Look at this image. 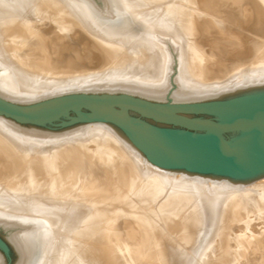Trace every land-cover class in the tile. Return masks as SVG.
Wrapping results in <instances>:
<instances>
[{"label": "bare ground", "instance_id": "1", "mask_svg": "<svg viewBox=\"0 0 264 264\" xmlns=\"http://www.w3.org/2000/svg\"><path fill=\"white\" fill-rule=\"evenodd\" d=\"M101 1H103L104 7L106 11L108 12L107 14H105L104 12L103 13L97 12L92 2H90V0H0V71H1L0 72V97L6 99L9 102L16 103V104H22V105L34 102L37 99L43 100V98L45 97L47 99V96L49 94H52L53 92H58L59 90H62L64 88L61 86V84L58 85L59 81L58 82H56L57 80L54 81L56 79L54 77L58 76L59 78L60 75L69 76L70 72L71 73L74 72V70L68 71L66 69L67 71L66 70L63 71L61 68H60L61 70L58 68L59 67L58 65L63 64V62L64 63L67 61L75 62V58L71 57L67 59L66 57H64L63 55L65 53L63 54L62 51L67 50L64 47V44H61L59 42L60 40L57 38L56 35L51 36L50 33L48 32L40 33L37 36L36 42L38 39L40 40L42 38V40L45 41L47 45V47H45L47 48V50H45V52H42L44 53V56L38 58L36 61L28 59L26 58V56L24 58L18 57V52L15 50L16 35L14 36V34L22 33L31 21L35 19H39V17H41V19L57 18L63 22L65 21L66 18H64V16H62L60 12L56 11L57 14L56 12L55 14L58 16H55L54 14L55 9H53L51 4L62 5V6L65 5V7L66 6L69 7L70 9H68V11L71 10V14H74L75 17L81 23L90 26L91 29L94 30L93 34L96 40L97 39L102 40L104 43V45L102 44L103 46L101 45V47L99 45L102 42H100V44L99 42L94 44L96 49L98 48V52L100 51L99 53L101 54V56L106 55L105 56L106 58L107 57L115 58L114 63L117 64L119 62V60L117 59L119 54H115V53L122 52L123 54L122 57L121 56L118 57V58H123V60L121 61V66H123L122 67L123 69L120 68L121 69L120 71L122 72H119L118 69L117 71L116 70L113 71L114 73L117 72V75L119 76L116 77V76H113L114 73L113 74L109 73L108 75L111 74L115 78L108 80V81H104V82L101 80L102 82L100 81L99 83L93 82V81H85V82L83 81L81 83H78L76 87L72 86L71 88L72 91L77 89L76 91L79 90L80 92L82 90V92H85V93H90V92L96 93L100 91L99 89L101 90L103 89L110 93V92H115L119 90L122 92H126L128 94L138 95L140 97H144L148 99H158L159 100L162 98V96L163 97L165 96L164 94L167 91L168 87L166 86V83H167V78L170 72L171 61L173 58L172 53L176 51L180 59V72L181 73L179 75V78H177L179 80V88L177 89L176 87L177 91L174 94L175 96L174 98L179 101H187L189 99L197 98L201 95L214 93V89L207 90V88L209 87H200L197 83H194L192 81L193 80L192 77L194 76L199 79L203 78L205 80H212V79L216 80V78L219 75V70H218L219 67H216L214 65L217 64L218 62L214 63V65L213 64L208 65L209 63L208 61H211V57L213 58L212 60L214 61L216 59L215 57L216 55L217 57H220L221 55H223L220 52H224V54H226L227 52L225 51V49H227L228 51V47H231V46L234 48L235 47L241 48L240 57H243V59L245 60L256 59L261 53L260 47L262 45L261 43L263 41L262 38L264 37V34L261 33L262 35L261 36L258 32H264V0H222L221 1L222 6H220L219 13L221 12L226 13V16L222 17V16H218V14L215 16L218 17L217 18L218 21L221 22L223 26L226 28L219 29L216 27L213 21L211 24L209 21L207 22L209 18H206L205 20L207 23L210 24L209 26H207V29H206L208 40L212 41L210 43L212 44L214 43L216 45L215 46L213 44L214 45L213 47L210 46L211 50L208 49L207 47H204L203 44L200 43L201 41L197 39L199 31L201 29L200 27H197L198 26L197 22L200 24V20L198 18L202 14L199 16L198 13H195L189 10V6L193 7L195 5V8H196V5L199 4L198 2L199 0H101ZM206 3L208 4L209 2H206ZM203 5L205 6V4ZM203 5H201V7ZM210 5H213V4H210ZM205 7L202 9L205 10L207 8ZM208 7H209L208 9H210V7L212 6H209L208 4ZM206 12H207V9H206ZM211 12L213 13V11ZM243 22L246 23L245 26L243 25ZM11 33H13V35ZM247 33L251 35H248ZM9 34H11L12 36ZM55 46H57L58 51L55 52L57 53L56 56H52L54 51L53 53H51L52 55L49 53L50 51L53 50V47ZM30 49H31V46H30ZM31 50H34V49L32 48ZM39 51L33 52L34 58H37V55L41 54V52ZM213 52L214 53L216 52L215 56H213L214 54ZM95 57L100 58V56H95ZM206 60L208 63L206 62ZM216 61H219V60L217 59ZM54 62H56L57 64ZM52 63H54L55 65ZM205 63L207 64L205 65ZM64 67L65 66H63V68ZM254 69L256 68L250 69L249 72H247L245 69L240 70L238 72V75H236L237 79L239 81H242L243 79L248 78L247 80L249 82H263L264 81V69H262V71L253 72ZM171 70H172V66H171ZM110 78L111 76L109 77V79ZM86 79H88V77ZM66 88H68V86ZM69 93H73V92L70 91ZM58 95L59 94L57 93V96ZM54 96H55V93H54ZM48 98H51V97H48ZM0 127L2 129H6L7 131H9L11 134L14 135V137L20 136L22 132H25L26 130H30L33 133L37 132V129H35V127L34 128L31 127L30 129L23 128L21 125H18L12 120L7 119L3 116H0ZM81 136L82 137L80 136L79 137L84 138L83 139L84 141L82 144H85V147L91 142L95 143V146L93 148L94 150H92L91 148H89V150L87 149L88 152L91 154L90 156L88 154L89 156L88 159L91 158V161L94 157L106 158L107 161L111 165H113V163H116V161L118 162V158L122 154L125 153L126 156H127L126 153L130 154L131 157H129L127 161L133 160L136 163L138 162V164H140L138 168L139 169L143 168L145 172V176L147 177L148 180L146 178L145 179L149 182V183L147 182L145 183L146 186H150L147 184H152V187L154 185L153 187L154 189L155 188L156 190L159 189L158 191L160 192L164 191L163 193H165V197H164L165 199L161 201L160 203V206L162 208L174 207L175 201L177 203L178 201L180 202L178 203V206L182 202L186 203L189 200V199L187 200V198H184V195L186 194L187 195L185 197H189L191 199L190 201L194 200L196 202L195 205H197V208H196L195 215L199 216V219H200L199 224L200 226H202L203 228L202 230L204 231H202L201 228H199L200 231L203 232V235L202 237L200 236L199 238L198 235L201 234V232L200 233L196 232V234L197 233L199 234H197V239L195 240L192 239L193 234H195V233H192V231L194 232V225H192V223H189L188 220L183 218L185 216L183 215L180 216L178 215L177 212H170L169 216L166 217L163 220V222H161L162 223L161 225L160 223L156 221V216L153 215L155 214L154 211H153V214H151V212H149V214L144 212V210L140 206L141 204L140 201H138L140 204L138 202L136 203L139 204L142 211L138 209L139 208L138 206L136 210L134 209V207L136 206L134 207L130 206L135 211L128 210L130 215L128 213L127 214L133 217L134 219H136V222L145 220L143 221L144 224H151V223L153 224V225L151 224L152 226L149 229H151L150 234L152 235L150 236L154 240H151V239L150 240L155 242L154 249L157 248V250H156V253H152L151 256L146 257V259H144L143 262L140 261L141 263L155 262L153 260L154 257L160 256V258L163 259L164 262H166L167 260L169 262L172 261L171 264H230V260L228 259V249L226 250L225 248L226 245H223L222 244L223 242L220 243L219 241L221 240L219 239L220 236L219 238L216 237V239L217 238L219 239L218 241H219V244L221 245H217L218 243L217 244L215 243L213 246H211V242H213L212 241L213 236L217 234L216 232L218 231L217 230L218 228L219 230H221V232L222 231L224 232V230L220 229V226L218 227V225H222V221H224V219L226 220V218L228 219L229 217L228 215L232 214V210L234 206L244 204L245 207L246 205L248 206V210L251 211L252 216L255 218V220L259 222L257 224L263 225L262 226L263 228L261 226L260 228L259 227L256 228L257 225L256 226L254 225L255 226L253 227L254 231L256 230L257 232L260 233L259 236H257V238H255V236L250 237L248 235H245L242 238H240L241 247L236 248L235 250L234 263L235 264H256V261L254 263L250 262L248 259H245V256H246V252L248 251L247 247L252 248V249H249L252 251L253 249L258 248V246L264 248V245H261V246L257 245L255 248L253 247L254 245H256V243H258V241L256 242L257 239L260 241L261 244L264 242V182L263 181L260 182V180L264 178V173L234 177V176H226V175L192 171V170H187L183 168H178L174 166L152 162L148 158V156L142 150H140L132 141L131 142L134 145H131V143L129 142L130 139L127 137L129 139L128 140L125 134L117 130L116 127L114 128L113 126H110V125L93 124L91 126H88L86 129H84V131L82 130ZM80 138L78 141L79 143L81 141ZM20 140L21 139H18L15 141L17 143L16 145H14L15 147L13 148L16 149V151L20 153L19 154L17 152L19 156L18 158L21 157L25 159V161L26 160L31 161V164H29L31 165L30 168L27 166V168L29 169L26 170L23 166L21 169L22 173H20L22 174L21 177L27 176V175L28 176L25 178L23 177L22 180L18 184L7 185L3 187L2 184L0 183V190L3 192L4 191L7 192L6 190H8L9 195H10V192L16 191V193H18L17 192L18 189L23 188V186H28V187H31L33 191V196L25 197L26 195L24 193H22L25 195L24 197L20 195L21 199L24 198V201L28 202L27 203L28 206L30 203H34V205L36 204L39 205L38 204L39 201H41L40 203L42 206V202L45 201L46 206L45 207L43 206V209L39 206L38 207L32 206L33 209L38 210V211L33 210L34 211L33 214H35V216L37 215L38 217H40V219L38 220L37 216L35 217L38 222L36 226L37 230H33L32 234L30 235L32 238H28L29 240L26 239L28 243L25 244V246L23 247L24 250H26L25 264H61L60 263L61 257L63 258L65 255L67 256L66 253L71 248V246L69 248L67 244L68 246V250H67V247L65 246L66 240L63 238L65 236H68V239L69 238L72 239V240L69 239V241L70 242L73 241V238H74L73 236H75V233L73 232L77 228L76 227L74 229L73 226L75 223L79 224L80 221L83 219L82 218L83 216H79L80 214L75 213L76 210L73 211L72 209L69 208V206H72V207L76 206L75 203H73L75 202L74 200L76 199L72 198L73 202H70L67 200L70 196H72L73 192L77 193V196L78 197L80 196L82 199H85L86 197L89 196V195L85 196L86 193L88 192L84 191V189L80 187L79 188L72 187L71 182L69 181L67 182L65 178V172H67V169H68L65 167V163L69 162L70 155L72 154L75 155L77 153L79 154L81 150L77 151L78 148L77 149L68 148L62 151L61 150L57 151L56 148H54L55 145L54 147L48 146L47 148H45L43 145H42L43 147L41 146L39 147L38 145L40 143H35L29 146L28 145L25 146L26 142L23 144V142ZM27 143L31 144L30 141ZM10 144L6 146H9V148H12ZM67 144H70V143L67 142ZM56 146H58L59 148V145H56ZM79 147H80L79 149H81V147L83 146H80L79 144ZM83 151L85 152V150ZM11 153L9 152V154ZM84 155H87V154H84ZM124 156L121 158L124 159ZM120 161L122 162V159ZM85 164L86 163H84V165ZM122 164L124 163L122 162ZM125 164L126 166L128 165V167L131 169V173L130 171L129 173L132 175L133 169H135L136 166L134 165L135 166L134 168L132 167V163L129 164L128 162ZM24 165L26 167L27 164H24ZM116 166L117 168H119L118 167L119 164ZM128 167H127V170H129ZM90 168L91 167H89V170ZM121 168L122 167H120V169ZM138 168H137L136 173L134 174H137ZM77 169L75 171V168H73L75 172H77ZM115 170L117 169L115 168ZM92 171L90 175L94 176L93 175L94 173H92ZM72 173L74 172L72 171ZM75 174H72V175H75ZM95 174H96L95 175L96 177L101 175L100 173L97 174V172ZM130 174H128V176ZM88 175H89V172H88ZM122 175L124 176L123 173ZM77 177L78 176H76V178ZM99 179H102V177L101 178L99 177ZM25 180H28V183L25 182ZM135 180L136 179H134L133 181ZM38 182L40 183V185ZM129 184H133V183L130 182ZM133 185L136 187L140 186L137 184L136 185L133 184ZM82 186L86 188L85 185H82ZM134 186L133 188H136ZM152 187H150V189L148 190H152L151 189ZM172 188H174L173 191L171 190ZM27 189L28 188H26L25 191ZM122 189L124 190V188ZM44 190L46 191V198L45 197L41 198L45 196V195H40V193L43 192ZM140 190H141V187H140ZM169 190L172 192H169ZM29 192L31 193V190ZM29 192L28 194L27 193L26 194L29 195L30 194ZM71 192H72L71 195L69 194L67 195V193H71ZM126 192L127 191H125V193ZM143 192L144 193L142 194L144 195L147 193L146 191H143ZM153 192L155 193L154 190ZM134 193L133 195H136ZM137 193H138L137 195H139V192ZM151 193H148V194L150 195ZM1 194H0V211L1 212L5 213L7 211V213L10 212L9 214H12L10 210L16 211V210H20L21 208L26 209V207H24V202H20L17 200L18 201L17 203L16 201L14 202L12 200V202H14L12 203L11 201L4 200L3 198L4 196H1ZM6 194L8 195V193ZM75 195H73L72 197H74ZM151 195L154 196L153 194ZM190 195H193V196H190ZM15 196L17 197V194ZM150 196H146V198ZM161 196H160V199H161ZM135 197H138V196H135ZM146 198H142L144 199L143 201L145 202L146 200L148 201V198L147 199ZM38 199L39 201L37 202ZM117 199L120 200L121 198H117ZM149 199H151V197ZM184 199L187 201L184 202L185 201ZM46 200H48L49 202H46ZM132 200L134 201V198ZM82 201L84 202V200ZM82 201L79 202L78 200V203H81V205L84 206L86 203L84 202L85 204H82ZM46 203H48V205ZM101 203L102 201L100 202V204ZM130 203L132 205V203L134 202L131 201ZM146 204L149 205V202L148 203L146 202ZM129 205H128V208L130 209ZM184 205H182L181 207L179 206L177 208H181V209L185 208L186 206ZM25 206H27L26 203H25ZM78 206H77V209L78 208L80 209V207ZM149 206H151V204ZM32 207L30 206L29 208L31 209ZM84 207L83 209L85 210ZM145 207L147 208V206ZM58 208L59 209L61 208V209L56 210ZM128 208L126 207V209ZM24 209L22 211H24ZM153 210H155V208H153ZM28 212L29 211H25V213L29 215V213L31 212L29 213ZM77 212L79 211L77 210ZM7 213L5 215H7ZM19 213L20 211H16L13 214H16L19 216ZM32 215L31 217H33ZM195 215L193 214V216L192 215L191 216L194 218ZM21 216L23 218L25 217V214H21ZM9 217L10 216H8V218ZM19 217L18 219H21ZM187 217L188 216H186V218ZM35 218L33 217V219L30 221L32 222ZM193 218H191L190 220H192ZM28 220L29 219H27V221ZM98 220H102V218L101 219L99 218ZM194 220L195 218L193 219V222ZM156 222L159 226L156 224ZM84 223L86 224L87 222L83 221V225H85ZM135 224L136 223L134 222V225ZM131 225L130 226L128 225V227L132 229ZM195 225L197 224L195 223ZM85 227L88 228V226H85ZM124 227L128 228L127 226H124ZM78 228L76 229L77 231H78ZM81 228L79 229L81 230ZM163 228H165L166 230ZM142 231H140V233H142ZM88 233H90L89 230H88ZM124 233H126V231ZM80 234L81 236L78 235L79 238L85 236L83 232ZM123 235L122 237H125V235L124 236ZM133 235L139 238L142 237L141 235L136 236V233ZM143 235L146 236L145 234ZM221 235L223 234L221 233ZM75 237L77 238V236ZM86 237L88 238V236ZM118 238L120 239V237ZM142 239H144V237ZM77 240L79 241V239ZM252 240L256 242L254 245L251 243L253 242ZM223 241L225 243V240ZM112 242L114 245V240ZM29 244H30V247H29ZM87 244L88 242L86 243V245ZM79 245H81V243ZM115 245H117V243H115ZM119 245L120 244H118L117 246L119 247ZM95 246H97V249L99 250L100 245L96 243ZM101 246H100L101 250L97 252L101 253L102 251L105 258L108 257V255L106 254L105 251H103V248ZM118 247H116V249L119 250ZM87 248L88 247H86V249ZM19 249L20 251H22L21 248ZM84 251L86 250L83 249L82 252ZM249 252L250 251L247 252V256ZM254 252H256V250H254ZM252 253L250 254V256H253ZM261 254H263V252H261ZM72 255H73V252H72ZM80 257L82 256H79V259ZM124 258H126V261L122 263L121 260ZM256 258L258 259V257ZM66 259L65 261H67ZM114 259H116V256L114 257ZM61 260L62 262L64 261L63 259ZM64 262L63 264H65ZM260 262H263V261H260ZM69 263H70V260H69ZM114 263L115 264H132L133 260H131L129 256H127V254L124 252V249H123V251L120 250L119 254L117 253V259L116 261L114 260ZM73 264H75V262ZM79 264H81L80 261H79Z\"/></svg>", "mask_w": 264, "mask_h": 264}, {"label": "rangeland", "instance_id": "2", "mask_svg": "<svg viewBox=\"0 0 264 264\" xmlns=\"http://www.w3.org/2000/svg\"><path fill=\"white\" fill-rule=\"evenodd\" d=\"M221 1L222 0H206V2H209L208 3L209 6H212V7H210V9H208L209 7H208V4L205 2V0H199L198 1L199 4L196 5V8H195V5L193 7L189 6V10L190 11L198 13L199 16L202 14L198 18L200 20V24L197 22V24H198L197 27L201 28V29L199 28L201 32L199 31L197 39L199 41H201L200 43L203 44L204 47H207L210 50H211V47H213L215 44L213 43L214 44L213 45L212 43H210L212 41L208 40L207 32H206L207 26H209L212 23V21H213L217 28H219V29L226 28V27L223 26V24L221 22L218 21V19H217L218 17L215 16L217 14H218V16H222V17L226 16V13H222V12L219 13L220 6H222L221 5L222 4ZM90 2H92L93 6H94V8H95V10L97 12H100V13L104 12L105 14L108 13L106 11L105 7H104L103 1H101V0H90ZM203 4H205V6L207 5L206 6L207 8ZM210 4H213V5L215 4V5L213 6V5H210ZM201 5H203V6L201 7ZM51 6L53 7V9H55V11L53 10L54 14H55L56 11H58V12H60L62 14V16H64V18H66L64 22L59 20V19H57V18H50V19L49 18H47V19L43 18V19H41V17H39V19H35V20L31 21L29 23V25L24 29V31L22 33L14 34V36L16 35L15 50L18 52V57H23L24 58L26 56V58L36 61L38 58L44 56V53H42V52H45V50H47V48H45V47H47V45H46L45 41L42 40L41 37H40L41 39L40 40L38 39L37 42H36V39H37L38 34L48 32V33H50L51 36L56 35L57 38L60 40L59 42L61 44H64V47L67 49V50L65 49L66 51H62L63 54L65 53L63 55L64 57H66L67 59L71 58V57L75 58V62H68L67 61V62H65L66 64L63 62V64H59L58 65L59 66L58 68L59 69L61 68L63 71L67 69L68 71L74 70V72H72L73 74L70 72L69 76L68 75H65V76L64 75H62V76L60 75L59 78H58V76L54 77V78H56L54 81H56V80H57L56 82L59 81L60 83L58 82V85L61 84V86L64 87V88L62 90H59L58 92H53L52 94H49L47 96V99H48V97L52 98V97L57 96V93L59 94L58 96L65 95V94H70L69 93L70 91L73 92V93H75V92L76 93H81L82 90H81V92L79 90H78L79 92L76 91L77 89L76 90L73 89L74 91H72L71 88H72V86L76 87V85L78 83H81L83 81L84 82L85 81H93V82L99 83L101 80L104 82V81H108V80L114 79L115 77H113V76H116V77L119 76V75H117L116 71L118 69L119 72H122V71H120L121 70L120 68L123 67V66H121V61L123 60V58H118L119 56H121V57L123 56L122 52L115 53V54H119V56L117 57L119 62L117 64L114 63L115 62V58H112V57L111 58H109V57L106 58L105 57L106 55H104V56L102 55L101 56V54L99 53L100 51L98 52V48L96 49L94 44L98 43V42L100 44V42H102L99 45L101 47V45L102 44L104 45V43H103L102 40H99V39L96 40V38H95V36L93 34L94 30L91 29L90 26L81 23L75 17L74 14H71V10L68 11V9H70L69 7H67V6L65 7V5L62 6V5H55V4H51ZM199 7H201V8H199ZM204 7L207 9V12H206V9L205 10L202 9ZM190 8H192L193 10L190 9ZM211 11H213V13ZM209 13H210V15H209ZM56 14H57V12H56ZM56 14H55V16H58ZM206 18H209V20H207V22L209 21L210 24L205 21ZM199 20H197V21H199ZM243 25L245 26L246 23L243 22ZM258 33L260 35H261V33L264 34V32H258ZM11 34L13 35V33H11ZM11 34H9V35H11ZM248 35H251V34H248ZM262 40H263L262 43H261L262 45L260 47L261 48L260 49L261 53L259 54V56L256 59H253V60H245V59H243V57H240L241 48H238V47H235V48L232 47V46L228 47V51H227V49H225V51L227 52L226 54H224V52H220V53H222L224 55V57H223V55H221L222 58H221V56L217 57L216 52L215 53L213 52L214 53L213 56L216 55L215 56L216 59L213 61L212 60L213 58L211 57V61H208L209 62L208 63L207 60H206V62L208 63V65H210V64L214 65V63L218 62L217 64L214 65L216 67H219V69L217 68L219 70V75L216 78V80L215 79H212L213 81L212 80H205L203 78H201L202 79L201 80V79H199V78L194 76V77H192L193 78L192 81L194 83H197L200 87H209V88H207V90L214 89V93L201 95V96H199L197 98L189 99L187 101H179V100H176L174 98L175 97L174 94L177 91V89L179 88V80L177 78H179V75L181 73L180 72V59L178 57L177 52L174 51V50H173L174 51L173 53L171 51L173 58H172V61H171L170 72H169V75H168V78H167V83H166V86L168 88H167L166 93L164 94L165 95L164 97L162 96V98L159 99V100L158 99H148V98L140 97L138 95L128 94L126 92H122V91H119V90H117L115 92H110V93L128 94V95H131V96H134V97H137V98H140V99H144V100H147V101H151V102L184 103V104L192 103V102H198V101H203V100H208V99H213V98H219V97H224V96H231V95H239V94L254 93V92L264 93V89H262V88H264V86H263L264 85V81L263 82H249L247 80L248 78L247 79H243L242 81H239L237 79V76H236V75H238V72L240 70H242V69H245L247 72H249L250 69H252V68H256V69L253 70V72L254 71H262V69H264V37L262 38ZM33 42H35L36 44L33 43ZM30 46H31V49L33 48L34 50H31ZM37 51L41 52V54H38L37 58H34V56H33L34 53L33 52H37ZM53 51H54V53H53ZM57 51H58L57 46H55V47H53V50L50 51L49 54L53 53V55L52 54L51 55L52 56H56L57 53H55V52H57ZM174 53H175V55H174ZM95 56H100V58L95 57ZM217 59L219 61H216ZM60 61H62V60H60ZM54 63H56V62H54ZM54 63H52V64H54ZM207 63H205V65ZM63 66H65V67L63 68ZM171 66H172V70H171ZM114 70H116L115 71L116 73L113 72ZM109 73H111V74L114 73L115 75L114 74H113V76L111 74L108 75ZM221 73H222V75H221ZM107 75H108V77H107ZM92 76H93V78H92ZM110 76H111V78L109 79ZM85 77L86 78L88 77V79H86ZM199 80H201V81H199ZM67 86H68V88H66ZM69 87H70V89H69ZM176 87H177V89H176ZM99 90H100V91H98L99 93L98 92H96V93L95 92H90V93H94V94L109 93L108 91L103 90V89L102 90L99 89ZM54 93H55V96H54ZM83 93H85V92H83ZM45 99H46V97L43 98V100H45ZM39 101H42V100L41 99L40 100L37 99L36 101L28 103V104L36 103V102H39ZM16 124L21 125L23 128H28V129H30L31 127L32 128L35 127V129H37V132L33 133L30 130H26L25 132H22L21 135L19 134L20 136L14 137V135L11 134L9 131H7L6 129H2L0 127V167H1L0 168V183L2 184L3 187H5L7 185L18 184L22 180L23 177L25 178V177L28 176L26 174L27 176H22L21 177L22 174H20V173H22L21 169H22L23 166H24V168L26 170L30 168L31 165H29V164H31V161L30 160H26L25 161V159H23L21 157H20L21 159L18 158L19 157L18 156L19 152L16 151V149L13 148V147H15L14 145H16V143H17L15 141L18 140V139H21L20 141H22L23 144L26 142L25 146H27V145L29 146V145H32V144H35V143H40L38 146L39 147L40 146L41 147L44 146L45 148H47L48 146L54 147V145H55L54 148H56L57 151H59V150L62 151V150L68 149V148L69 149H77L78 148L77 151L81 150V152L79 154L77 153L75 155L74 154L70 155L69 162L65 163V167L68 168L67 172H65V178H66L67 182L68 181L71 182L72 187H74V188L75 187L76 188L80 187V188L84 189V191L88 192V193H86L85 196H88V195L89 196L86 197L85 199H82L80 196L78 197L77 193H75V192H73V194H72V192L71 193H67V195L68 194L69 195L72 194V196L76 194L74 197L70 196L67 201L73 202L72 198L76 199V200H74L75 202H73V203H75L76 206L75 207L69 206V208L72 209L73 211L76 210L75 213L80 214L79 216H83L82 217L83 219L80 221V223H82V224H80L78 222L79 224L75 223L74 226H73L74 229L76 227L77 228L78 227L79 228L82 227L81 230L78 228V231H80V232H78L76 230L77 228L73 232V233H75V236H77V238L75 236H73L74 238H73V241H71V242L69 241L70 238L68 239V236H65L63 238V239L66 240L65 246L67 247V250H68V246H69V248L71 246V248L69 249L71 251L68 250V252H67V250H66L67 256L66 255L64 256L67 259L64 258V257L63 258L61 257V259H63L64 261H65V259L68 261V263H67V261H65V262L63 261L65 264H70V263L73 264L74 262H75V264H79V261L81 262V264H91V263H93V264H115L114 260L116 261V259H117V253L119 254L120 250L123 251V249H124V252L127 254V256H129V258L131 260H133L132 264H138V263L140 264L141 262H143L144 259H146V257L151 256L152 253H156L157 248L154 249L155 248V244H154L155 242L151 241V240H154V239L151 238V236H152L150 234L151 229H149V228H151V226L153 224L152 223H151L152 225L151 224H144L143 221H145V220L140 221V222L139 221L136 222V219H134L133 217L129 216L130 214H129L128 210L135 211L138 207H139L138 209H140V210H141V207H142L144 212H146L147 214H149V212H151V214H153V211H154L155 214H153V215L156 216V221L158 223H160L161 225H162L161 222H163V220L166 217L169 216L170 212H177L178 215L185 216L183 218H185L186 220L189 221V223H192V225H194V232L192 231V233H195V234H193V237H192L193 240L197 239V234H199L201 232L199 228H201V230L203 229L202 226H200V224H199V222H200L199 216L195 215L196 214V208H197V205H195L196 202L194 200L190 201L191 199L189 197H185L187 194L184 195V198H187V200L189 199L188 201H190V202H188L187 200L184 199L185 200L184 202H186V201L187 202L186 203L182 202L183 204L182 203L179 204L180 207L185 204L184 205V206H186L185 208H182V209L181 208H177V207H179L178 206V203H180L179 201H178V203L175 201V204L177 203L176 205L174 204L175 208L174 207H172V208H162L160 206L161 201H163L165 199L164 198L165 197V193H163L164 191L160 192V191H158L159 189L158 190H156V188L154 189L153 188L154 185L152 187V184H147V185H150V186H146L145 183L146 182L149 183V182L147 181L148 179L145 176V172H144L143 168H140V169L138 168V166H140V164H138V162L136 163L133 160L127 161L128 158L131 157L130 154L126 153L128 157L125 155V153L122 154L123 156L125 155L124 156L125 160L123 158H121V157H123L122 155L118 158V162L122 159V162L124 164H122L121 161L119 163L116 161V163H113V165H111L107 161L106 158L94 157L93 158L94 160L92 159V161H91V158H89L90 160L88 159V157L91 155L88 152V150H89V148L94 150L93 148L95 146V143L91 142L90 144L86 145V147H85V144H82L83 141H84L83 140L84 138H80V137H82L81 136L82 130L84 131V129H86L88 126H91L93 124H105V125L113 126L114 128L116 127L117 130H119L120 132L125 134L123 132V130L121 128H119L117 125H115V124H113L111 122L94 121V120L93 121L84 120V121L72 122V123H67V124H56V125H45V126H41V125H27V124L24 125V124H19V123H16ZM125 136H126V134H125ZM78 137L81 139L80 143L78 142L79 141ZM126 138H127V136H126ZM13 139H15V140H13ZM29 141H30L31 144L27 143ZM67 142H69L70 144H67ZM129 142L131 143V145H134L130 140H129ZM55 143H57V144H55ZM9 144H10V146H12L13 150H12V148H9V146H6V145H9ZM49 144H51V145H49ZM79 144H80V146H83V147H81V149H79L80 148ZM56 145H59V148ZM82 148H83V150H85L86 153L82 150ZM9 152L10 153L13 152V153L9 154ZM84 154H87V155H84ZM88 154H89V156H88ZM126 157H127V159H126ZM84 159H86V160H84ZM127 162L129 164L132 163V167H134V168L136 166V168H135L136 170L133 169L132 175L130 174L131 173V169L128 167V165L126 166V164H125ZM84 163H86V164L84 165ZM117 163L119 164V166H118L119 168H117V166H116V165H118ZM120 163H121L122 166L120 165ZM24 164H27L26 167H25ZM90 165H92V166H90ZM27 166L29 168H27ZM72 167L75 168V171L78 168L77 172H75ZM89 167H91L92 169L90 168V170H89ZM120 167H122V168L120 169ZM127 167H128L129 170H127ZM96 168H97V170H96ZM115 168L117 170H115ZM137 168H138V172H137V174H134V173H136ZM86 169L89 170V171H87ZM92 170H94L95 172L92 171ZM119 170H121V171H119ZM142 170H143V172H142ZM72 171L74 173H72ZM91 171H92V173H94L93 174L94 176L90 175ZM129 171H130V173H129ZM139 171H141V172H139ZM88 172H89V175H88ZM96 172H97V174L100 173L101 175L96 177L95 176ZM75 173L76 174L79 173V174L76 175ZM122 173L124 174V176L122 175ZM125 173H127V174H125ZM138 173L139 174L142 173V174H140L141 177L139 176ZM72 174H75L78 177L76 178V176L72 175ZM128 174H130V175L128 176ZM142 175H144V176H142ZM73 176H75V177H73ZM93 177H95V178H93ZM99 177L100 178L102 177L103 180L99 179ZM127 178H129L130 180L127 179ZM134 179H136L138 182L135 180L136 181V183H135V181H133ZM140 179H142L144 181H142ZM262 181L264 182V178H262L260 180V182H262ZM25 182L28 183V180H25ZM130 182L135 184V185L137 184V185H140V186L136 187L133 184H129ZM139 182L142 185H144L146 188L144 186H142ZM81 184L85 185L86 188L84 186H82ZM39 185H40V183H39ZM123 185H125V186H123ZM41 186H43V185H41ZM87 186H89V187H87ZM133 186L136 187V188H133ZM140 187H141V190H140ZM150 187H152L151 188L152 190H148V189H150ZM24 188L25 189L28 188L27 189L28 191L26 190L27 191L26 192ZM122 188H124V190ZM21 189H23V190H21ZM21 189H18V191H17L18 193L21 191L19 194L16 193V191H15V192H10V195H9L8 190H6L7 192H5V191L3 192V191L0 190V194L2 193L1 196H4L3 197L4 200L11 201V202L13 200L14 202L16 201L17 203H18V201L24 202V207H26V209L28 208L27 210L23 208L24 211H22L23 210L22 208H21L22 210L21 209L20 210H16V211H20L21 214H25L26 219H25V217L22 218V216H24V215L21 216L20 213H19L20 217L18 215H16V214H13V213L16 212L15 210H13L15 212L10 210L12 212V214H9L10 212L7 213V211L5 213L0 211L1 212L0 216L3 214L4 216L3 215L2 216L5 218L4 219L2 216L0 217V241L4 243V246H5L6 250H7V252H6L2 248H0V264H22V263L25 264V259H26L25 253H26V250H24L23 247L25 246V244L28 243V241L26 239L32 238L30 235L32 234L33 230H37V227H36L37 224H38L37 219L38 220L40 219V217H38L37 215H36L37 219L35 218L36 216L33 213H34V211H38V210L37 209H33L32 206H34V207H36V206L38 207L39 206L42 209H43V206L44 207L46 206L45 205V201L42 202V206H41V203H40L41 201H39V199L37 200V202L39 201L38 202L39 205H37V204L34 205V203H30L29 202L30 204L28 206V204H27L28 202L27 201L25 202L24 198L21 199L20 195L23 196V197L25 195H26L25 197H28V196L30 197V196H33V191L31 189V187H28V186H23V188H21ZM87 189H89V190H87ZM173 189L174 188H172L171 190L173 191ZM30 190H31V193L29 192ZM133 190L135 191V193H134ZM142 190L146 191L147 193L146 192L145 193L147 195L146 194L145 195L142 194V193H144ZM153 190L155 191V193L153 192ZM44 191L41 192V193L39 192L40 195H45L43 197H41L39 195L41 198H44V197L46 198V191L45 192ZM125 191H127V192L125 193ZM140 191H141V193H140ZM151 191H152V193H151ZM172 191L169 190V192H172ZM28 192L30 193L29 195H27ZM96 192H97V194H96ZM117 192L118 193L120 192L121 194L120 193L118 194ZM137 192H139V195L141 194L142 197H141V195L140 196L137 195L138 194ZM3 193H5V194L8 193V195L7 194L5 195ZM22 193H24L25 195L22 194ZM42 193H44V194H42ZM91 193H92V195H91ZM133 193L136 194V195H133ZM148 193H151L154 196H152L151 194H150L151 195L150 196ZM14 194L15 195L17 194V197ZM160 194L163 195V196H161ZM18 196H19L20 199L18 198ZM100 196H101V198H100ZM113 196H114V198H113ZM135 196H138V197H135ZM146 196H150L151 199H149L150 197H147L148 198V201H147L146 200L147 199ZM160 196H161V199H160ZM190 196H193V195H190ZM257 196H258V194H257ZM162 197H163V199H162ZM117 198H121V199L119 200ZM133 198H134V201L132 200ZM142 198H146L145 199L146 202L147 203L149 202V205L151 204V206L146 204V202L143 201L144 199H142ZM54 199H56V198H54ZM97 199H99V200H97ZM115 199H117V200H115ZM78 200H79V202L84 200V202L86 204L83 201H82V204H85L84 206H86V207L81 205V203H78ZM111 200H112V202H111ZM99 201L100 202L102 201V203L100 204ZM129 201L130 202L132 201L135 204L132 203V205H131V203ZM138 201H140L141 204ZM14 202H12V203H14ZM46 202H49V201L46 200ZM136 202H138L141 207ZM153 202H155V203H153ZM25 203H26V205L28 207L25 206ZM98 203H99V205H98ZM127 203H128V205L130 204L129 207L130 206H133V207L136 206V207H134L135 210L132 207H130V209H129ZM46 204L48 205V203H46ZM142 205H144V206H142ZM30 206L32 207L31 208L32 210L29 208ZM77 206L80 207V209L79 208L77 209ZM145 206H147V208ZM83 207L85 208V210L83 209ZM126 207L128 209H126ZM160 207H161V209H160ZM153 208H155V210H153ZM60 209L58 208L56 210H60ZM166 209H167V211H166ZM77 210L79 212H77ZM21 211L24 212V213H22ZM25 211H29L31 213L28 212L29 213V215H28L27 213H25ZM6 213H7V215H5ZM189 213L192 216H193V214L195 216H197V217L194 216V218H195L194 222L196 220L198 221V222L197 221L195 222L197 225H195V223L193 222L194 218ZM27 215H28V217L29 216L30 217L28 218ZM31 215L35 218L32 222L30 221V220L33 219V217H31ZM8 216H10V217L8 218ZM17 216L19 218H21V219H18ZM102 216H104V217H102ZM186 216H188V217L186 218ZM228 216L230 217V219H229ZM228 216H227L228 219L226 218V220L224 219V221H222V225H218V227L220 226V229L224 230V232L223 231L221 232V230H219V228L217 229L218 231L216 233L218 235L216 234L215 236H213V239H212L213 242H211V246H213L215 243L216 244L218 243L217 245H221V244H219V241H220V243L223 242L222 244L226 245L225 246L226 250L228 249V259L230 260V264H235L234 263V253H235L236 248H240L241 247L240 238H242L245 235H248L250 237L251 236H255V238H257V236H259L260 233L257 232L256 230L254 231L253 227H255L257 225L256 228H258V227L260 228V226L262 227L263 225L257 224L259 222L257 220H255V218L252 216L251 211L248 210V206L246 205V207H245L244 204L243 205L234 206V208L232 210V214L231 215L229 214ZM11 217H13V218H11ZM99 218L100 219L102 218V220H98ZM191 218H193V219L190 220ZM27 219H29V220L27 221ZM228 220H229V222H228ZM83 221L87 222L86 224H88V225H86L85 223H84L85 225H83ZM134 222L136 223L135 225H134ZM157 222H156V224H157ZM131 223H132V225H131ZM127 224L129 226L131 225L133 230L130 227H128ZM85 226H88V228H86ZM124 226H127L128 228H125ZM133 226H135V227H133ZM135 228L136 229L138 228V229L136 230ZM129 229L132 231V233H131V231ZM163 229H165V228H163ZM88 230L91 233V235H90V233H88ZM76 231H77V233H76ZM125 231H126V233H124ZM140 231H142V233H140ZM202 231H204V230H202ZM82 232H83V234L85 236L79 238L78 235L81 236L80 233H82ZM196 232H199V233L196 234ZM28 233H29V235H28ZM135 233H136V236L137 235H139V236L141 235L142 237L141 238L135 237V235H133ZM221 233L223 235H225L226 237L221 235ZM123 234L125 235V237H122ZM143 234H145L147 237L144 236ZM179 234H181V233H179ZM202 235H203V232H201V234H199L198 237L200 238V236L202 237ZM86 236H88V238ZM219 236H220V238H219ZM118 237H120V239ZM143 237H144V239H142ZM194 237H196V238H194ZM216 237H218L221 240H219L218 238L216 239ZM67 239H68V241L70 243L67 241ZM77 239H79V241ZM89 239H90V241H89ZM222 239L225 240V243H224V241ZM70 240H72V239H70ZM113 240H114V245H115V243H117V245L120 244L121 246L120 245H119V247L117 245L114 246L113 242H112ZM116 240H117V242H116ZM121 240H122V242H121ZM145 240H147L148 242L145 241ZM142 241H144V242H142ZM257 241H258V243H256ZM79 242L81 243V245L82 244H84V245H82V246L79 245L80 244ZM87 242H88V244L90 246L88 244L86 245ZM92 242H94V243H92ZM256 242L255 241L251 242L253 245L256 243V245H254V246L251 245V246H253L255 248L257 245H260V246L264 245V242L261 244L258 239L256 240ZM96 243H98V245H100V246L102 245L101 247L103 248V251L106 252L108 257L105 258V256H104L102 251H101V253L97 252V251L101 250V248L99 246V250H98L97 246H95ZM67 244H68V246H67ZM108 246H109V248H108ZM29 247H30V244H29ZM86 247H88V248L86 249ZM116 247H118L119 250L116 249ZM19 248H21L22 251H20ZM80 248H81V250H80ZM120 248H122V249H120ZM261 248L262 247L258 246V248L253 249V251H252V250H249V249H252V248L247 247L248 251H250L248 253V256H250V254L252 252H253L252 253L253 256L248 257L247 256V252L248 251H247L245 259H248L250 262H253V263L256 261V264H264V248H262V249ZM83 249L86 250V251L82 252ZM91 249H93V250H91ZM254 250H256V252L258 250V252L256 253V252H254ZM260 250H261V252H263V254H261ZM72 252H73V255H72ZM22 253H23V255H22ZM97 253H99L101 255H99ZM145 253H147V254H145ZM80 254H82V255H80ZM68 255H69V257H68ZM77 255L82 256V257H80V259H79V256H77ZM74 256H76V257H74ZM115 256H116V259H114ZM142 256H144V257H142ZM256 257H258V259ZM61 259H60V263L63 264ZM81 259H82V261H81ZM69 260H70V263H69ZM83 260H84V262H83ZM153 260L155 262L141 263V264H171L172 263V261L169 262L168 260L166 262H164V260L161 259L160 256L154 257ZM125 261H126V258L121 260L122 263L125 262ZM260 261H263V262H260Z\"/></svg>", "mask_w": 264, "mask_h": 264}, {"label": "water", "instance_id": "3", "mask_svg": "<svg viewBox=\"0 0 264 264\" xmlns=\"http://www.w3.org/2000/svg\"><path fill=\"white\" fill-rule=\"evenodd\" d=\"M0 116L41 126L111 122L152 162L234 177L264 173L261 92L187 104L116 93H70L25 105L0 97ZM0 248L7 252L1 241Z\"/></svg>", "mask_w": 264, "mask_h": 264}]
</instances>
